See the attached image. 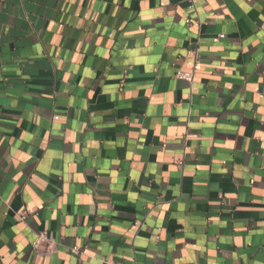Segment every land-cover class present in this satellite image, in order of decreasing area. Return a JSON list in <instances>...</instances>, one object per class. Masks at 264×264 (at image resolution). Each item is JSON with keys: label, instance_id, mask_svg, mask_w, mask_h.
Returning a JSON list of instances; mask_svg holds the SVG:
<instances>
[{"label": "crops", "instance_id": "crops-1", "mask_svg": "<svg viewBox=\"0 0 264 264\" xmlns=\"http://www.w3.org/2000/svg\"><path fill=\"white\" fill-rule=\"evenodd\" d=\"M193 5L0 0V264H264V0Z\"/></svg>", "mask_w": 264, "mask_h": 264}, {"label": "built area", "instance_id": "built-area-1", "mask_svg": "<svg viewBox=\"0 0 264 264\" xmlns=\"http://www.w3.org/2000/svg\"><path fill=\"white\" fill-rule=\"evenodd\" d=\"M189 1H190V8H193L194 6L193 0H189ZM189 54L196 56L194 52H189ZM176 77L181 80H185L188 83H192L193 81V74L191 73L178 72L176 74ZM26 217H27V214L25 212H21L17 214V218L20 222H25ZM31 248L36 254H39L42 256H52L56 254L58 244L51 235H49L47 232L42 231L36 235L35 239L33 240L31 244ZM70 252L75 256L79 255L80 253L77 247H72L70 249Z\"/></svg>", "mask_w": 264, "mask_h": 264}]
</instances>
